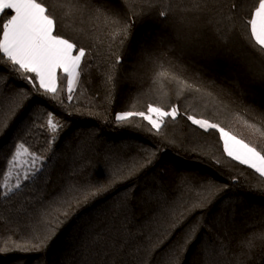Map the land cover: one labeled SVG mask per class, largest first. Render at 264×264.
<instances>
[{"label":"trees","instance_id":"16d2710c","mask_svg":"<svg viewBox=\"0 0 264 264\" xmlns=\"http://www.w3.org/2000/svg\"><path fill=\"white\" fill-rule=\"evenodd\" d=\"M42 2L60 18V34L89 55L71 102L66 80L58 98L50 100L0 66V184L8 172L9 186L17 174L22 181L7 197L0 188V264H163L171 249L181 264H264V240H255L250 254L246 247L252 234H264V178L227 157L217 131L204 132L186 116L208 118L264 150V139L244 123L264 128V80L259 78L264 57L247 44L239 22L258 0H213L210 14L233 16L230 46L246 51L255 76L238 75L217 55L206 21L203 52L192 58L176 52L172 57L185 62L189 76L214 82L212 97H177L173 85L153 83L159 69L149 56L175 52L170 44L162 46L170 29L159 16L161 5L149 9L145 4L132 17L129 0H93L131 21L128 35L113 42L112 28L104 26L103 17L97 22L87 15H66L67 0ZM190 2L183 0L185 5ZM150 103L166 110L177 106L180 114L176 121L168 118L159 134L138 117L131 123L116 122L117 113L146 111ZM41 112H52L63 127L46 155L29 149L40 158V171L23 180L24 168L13 169L9 160L16 145L28 140ZM97 187L106 191L89 195ZM65 201H71V208ZM64 211L69 215H60L57 225L54 218ZM48 212L55 229L51 235L33 225ZM180 212L185 213L181 227L153 251L167 220ZM194 226L198 230L187 250L177 247Z\"/></svg>","mask_w":264,"mask_h":264},{"label":"snow or ice","instance_id":"6c2138e0","mask_svg":"<svg viewBox=\"0 0 264 264\" xmlns=\"http://www.w3.org/2000/svg\"><path fill=\"white\" fill-rule=\"evenodd\" d=\"M147 4L149 9L156 5H161L162 9L159 16L164 18L169 25L170 31L167 37L162 41L164 44H170L175 52L158 54L154 57L149 56V61L154 68L159 70L155 72L153 83H159L162 80L174 86L177 97L185 93H199L201 97H212L210 90L215 87L214 82H206L200 77L189 76V70L184 67V61H180L175 56L176 52L183 53L192 58L197 53H202L205 44L208 42L207 28L204 21L211 26L215 36L213 43L217 49V55H223L227 64L231 65L238 75L255 76L253 71V62L249 60L244 49L234 50L231 45V37L235 27L233 16L227 18L223 16L210 15L214 13L213 0H191L190 4L185 5L183 0H129L130 15L135 17L139 11H143V6ZM67 6L70 11L66 15L88 16L90 20L100 21L103 17L105 27L111 26V39L115 42L120 36H127L131 21L123 20L118 14L106 11L103 7L95 5L93 0H67ZM232 10L237 8L232 4ZM7 16L5 19L4 17ZM225 19L231 21V24H225ZM244 31L241 35L247 44L260 56L264 57V0H258V4L253 6L246 18L240 19ZM123 43V41H120ZM236 52V54H234ZM243 53V54H240ZM89 55V50L79 47L77 43L60 34V18L42 2V0H0V66L6 67L8 73H15L20 79L31 86L32 91L44 96L50 100L58 98V91L63 84L67 82V100L72 101L74 86L80 80L82 75V63ZM117 57V63L120 62ZM91 67V64L88 65ZM3 74L0 73V78ZM259 78L264 80V71L259 73ZM111 79V77H109ZM180 114L177 106H172L170 110L162 107L148 104L146 111H124L117 113L115 120L118 124L131 123V118L138 117L150 125V131L154 130L159 134L170 118L176 121ZM187 120L191 125L197 126L204 132L215 130L219 133V141L223 143V152L231 160L245 165L252 169L253 173L260 178H264V150L257 146L237 138L227 131L220 124L212 122L208 118H197L195 115L186 114ZM244 123L253 129L259 137L264 139V128L245 120ZM63 127L52 112L48 113L46 122L47 130L56 133ZM43 128V126H42ZM30 157V159H25ZM40 159L35 153L30 152L23 143L16 145V150L9 160L13 169L24 168L23 180H29L40 171L36 167L37 160ZM27 166V167H25ZM11 173H4V183L0 188L5 189L3 195L8 196L14 190L21 187L22 181L17 174L14 185L9 186ZM101 191L97 187L89 195L96 196ZM87 199V197H85ZM71 208V201H65ZM77 203L79 200L77 199ZM187 211H191L188 209ZM60 215L65 218L69 215L64 211L54 219L56 224L62 223ZM185 219V213H174L167 220V227L163 229V237H158L156 244L153 245V251L164 242V237H168L176 229L180 228ZM53 218L50 212L37 216L34 221V227L47 228L49 235L55 230L53 227ZM198 226L185 233L184 244H178L177 247L187 250V245L194 239V232ZM54 238V237H53ZM264 240V234L254 233L248 238L246 247L251 250L255 247V240ZM39 247V245H34ZM3 251V249H0ZM163 264H181L176 255V249L169 250L163 258ZM242 264V262H241Z\"/></svg>","mask_w":264,"mask_h":264},{"label":"rangeland","instance_id":"374dc122","mask_svg":"<svg viewBox=\"0 0 264 264\" xmlns=\"http://www.w3.org/2000/svg\"><path fill=\"white\" fill-rule=\"evenodd\" d=\"M47 118L48 114L44 112H41L37 116L34 130L28 140L24 143L27 148L37 150V152L43 156L46 155V151L50 147L51 140L55 134L47 130Z\"/></svg>","mask_w":264,"mask_h":264},{"label":"crops","instance_id":"0c3cea01","mask_svg":"<svg viewBox=\"0 0 264 264\" xmlns=\"http://www.w3.org/2000/svg\"><path fill=\"white\" fill-rule=\"evenodd\" d=\"M75 87V86H74Z\"/></svg>","mask_w":264,"mask_h":264}]
</instances>
